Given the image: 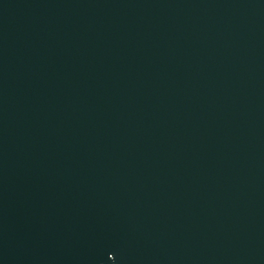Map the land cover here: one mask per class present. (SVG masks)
Masks as SVG:
<instances>
[{"label": "water", "instance_id": "obj_1", "mask_svg": "<svg viewBox=\"0 0 264 264\" xmlns=\"http://www.w3.org/2000/svg\"><path fill=\"white\" fill-rule=\"evenodd\" d=\"M0 264H264V0H0Z\"/></svg>", "mask_w": 264, "mask_h": 264}]
</instances>
